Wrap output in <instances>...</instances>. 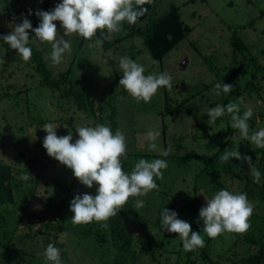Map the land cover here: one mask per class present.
Segmentation results:
<instances>
[{"label":"rangeland","instance_id":"1","mask_svg":"<svg viewBox=\"0 0 264 264\" xmlns=\"http://www.w3.org/2000/svg\"><path fill=\"white\" fill-rule=\"evenodd\" d=\"M8 1L20 7L21 16L33 19L35 27L40 23L36 11H50L58 4L56 0H50V7L43 8L45 0ZM5 3V0H0V37L9 34L15 25L20 24ZM172 3L180 6L182 18L191 26V30L159 63H154L142 38L130 33L131 26L136 24L126 21L121 23L119 32L106 38L107 43L104 41L102 46L95 44L101 37L99 31L91 40L78 34L64 36L60 22H54L58 37L71 42V52L64 54L59 65H53L50 60V44L41 43L35 34L31 39L54 74L71 68V75L75 76L78 86L87 87L94 99L107 103L101 113L104 124L110 128V115L115 109L114 119L126 137V156L131 166L134 167L141 158L167 161V168L162 170V179L155 178L158 191L152 190L146 196L135 197L134 207L138 199L144 201L143 207H135L136 213L129 215L124 222L125 229L136 237L134 246L146 250L141 254V250L136 247L126 258L128 264H179L186 259L187 252L178 234L167 232L160 224L162 208L175 211L178 219L191 225L192 231L200 230L207 244L208 236L203 232V221L191 216L183 207L191 200L196 185L204 184L201 185L199 197L205 206L206 200L211 199L217 191L226 189L232 193H246L254 208L260 206L259 209L263 210L258 195L264 182L259 169L264 149L241 138L237 129L231 134L230 115L225 114L219 117V121L217 118L209 124L207 112L221 105L225 97L227 104L242 99L241 112L249 108L253 111L248 120L250 133L264 128V0H161L159 12L167 11ZM29 9L32 14H29ZM234 31L247 44L250 56L235 55L234 46L230 45ZM122 57L143 65L145 75L167 72L172 77V88L159 89L148 103L137 102L119 85L122 78L119 61ZM237 63L246 66L252 64L247 68L251 77L241 75L242 87L233 96L222 91L217 95L215 85L220 81L219 78L231 72ZM35 65L33 55L30 61L24 62L17 50L11 49L0 39V160L40 175L41 182L34 205L40 207L43 199H55L54 208L48 216L54 222L62 219L60 215L64 212V232L60 234L53 230L59 233L56 239L59 242L56 243L53 242V236L50 237L52 242L30 239L28 236L20 239L17 236L12 243L24 249V261L20 260L15 249L9 252L0 246L3 247L0 249V264H51L41 255L49 243L60 249L62 264H101L111 261L118 246L110 237L109 230L102 227L103 222L74 225L70 220L73 216L70 211L71 200L77 194L94 196L97 185L94 184L92 188L82 185L71 169L49 157L43 147L47 135L43 126L47 123L57 127L58 136H66L71 132L74 143L78 138V126L94 127L99 124V120L89 108L82 106L81 100L64 96L63 88H54L44 94V88L40 86L41 76ZM150 129H157L160 133L155 151L148 149V142L144 139ZM212 139L214 141L210 143ZM180 140L183 141L181 144ZM225 149L238 150L242 156H250L253 166L261 173L260 182H254L245 162L232 158L218 165V156ZM164 151L168 152L167 156L162 155ZM201 169H212L216 174H205L207 178L204 181L199 177ZM213 185H218V188L215 189ZM175 200L177 203L173 204ZM62 205L64 208H61ZM31 207L35 210L33 205ZM8 208L14 212L13 205ZM6 213L7 226L4 228L10 235L15 220L10 218L12 213ZM255 222L257 224L248 230L255 229L253 231L257 237L259 229L256 227L264 220L259 217ZM35 223L32 228L28 227L27 222L22 225L24 235L40 228V223ZM42 233L46 235L47 231ZM62 234L66 236L62 238ZM9 239L0 236L2 242ZM163 241L171 242L166 244L165 253L160 255L157 248ZM36 244L38 247L35 249ZM151 245L154 247L148 253ZM257 249L249 241L242 242L241 234L224 232L213 239L208 252L212 257L220 255L223 264H231L242 262ZM194 255L200 256L201 252L195 251Z\"/></svg>","mask_w":264,"mask_h":264},{"label":"clouds","instance_id":"2","mask_svg":"<svg viewBox=\"0 0 264 264\" xmlns=\"http://www.w3.org/2000/svg\"><path fill=\"white\" fill-rule=\"evenodd\" d=\"M42 2V0H41ZM151 0H62L50 11H36L40 23L33 28L29 19L22 18V22L15 25L13 30L2 37L4 43L11 49L17 50L24 62L32 56V49L28 47L29 30L34 32L35 38L41 43L51 45L50 60L53 65H59L65 53L71 52V42L58 37L56 21L60 22L64 36L78 34L86 40H91L99 31L101 37L95 41L96 46H102L106 38L119 32L120 25L126 21L135 24L138 18L144 16L148 9L145 4ZM29 14L32 10L29 9ZM155 63V62H154ZM122 78L120 87L132 96L137 102L148 103L161 88H172V77L167 72H157L145 75L143 65L128 57L119 61ZM233 85L218 82L215 85L216 94L221 91L228 94ZM238 102H229L226 105H217L208 110L209 124L217 118L229 114L231 128L239 130L240 137L248 140L257 148L264 149V128L250 133L248 120L252 117L251 108L241 114ZM57 127L51 123L43 126L47 133L43 140V147L49 157L71 169L75 178L87 188L97 185L96 194H77L70 202V218L74 225L89 224L93 221L103 222L102 227L108 229L106 221L117 215L130 197L146 196L150 191L157 190L155 178L163 177V169L167 168L164 159H139L130 173L123 171L121 158L126 156L127 142L125 135L117 129L113 134L109 126L97 124L93 126H78V138L73 143L72 133L58 136ZM157 129H150L144 139L148 142L150 151L157 150ZM163 156L168 152L164 151ZM235 158L248 164L255 183L260 182L261 173L252 163L250 156H242L238 150L225 149L220 156L221 162ZM33 178L25 174L22 179ZM144 201L137 200L135 207H143ZM254 209L246 193H232L226 189L217 191L211 199L206 200V206L201 207L199 219L203 221V232L212 239L224 232L244 233L249 227V218ZM160 224L169 233L178 234L182 247L186 252L196 248H203L205 240L200 232H194L191 225L181 219L175 211L166 208L160 210ZM66 234H62L64 238ZM47 262L62 264L60 249L49 243L41 253Z\"/></svg>","mask_w":264,"mask_h":264},{"label":"trees","instance_id":"3","mask_svg":"<svg viewBox=\"0 0 264 264\" xmlns=\"http://www.w3.org/2000/svg\"><path fill=\"white\" fill-rule=\"evenodd\" d=\"M5 1L7 9H10L12 14L16 18H18L19 22L21 23L22 18H25V16L20 15V7L15 6L13 2H10L8 0ZM49 2L50 0H45L43 2V8L50 7ZM56 2L61 3L62 0H56ZM160 2L161 0H151L150 3L145 4L144 7L148 9L147 13L144 16L138 18L137 22L135 23L136 25H132L130 29V33L138 35L140 36V38H142L144 45L151 53V56L154 59L155 63L161 62L165 58V56H167L170 51H172L191 30V26L186 23L185 20L182 18V13L180 12L179 5L172 3L167 11L159 12L158 8ZM27 19L31 21L32 27L34 28L35 21L31 18ZM29 35L30 43L28 47L32 49V55L34 56V59L36 61L35 69L37 73H39V75L41 76L40 86L44 88V94L49 90H54V88H63L64 96L72 98L76 97L78 100H81L82 106L87 109L89 108L92 111V115L99 120V124H104L101 112L102 110H104V107L107 105V103L100 102L94 99L92 93L87 89V87L78 86L75 80V76L71 75V68L59 72L58 74H54L53 70L48 67V64L41 51L37 50L33 42L31 41L34 32L29 30ZM104 41L106 42L107 40L105 39ZM230 45H232V47L234 46V50L236 53L235 55H237L238 57L240 55L250 56V54L247 52V44L238 35L237 31L233 32V39L231 40ZM244 65L245 64L237 63V65L234 66L235 68H233L231 72L227 73L223 77L219 76L220 81L218 82L233 85L232 91L229 93V95L231 96H233L235 93H238V90H240V88L242 87L240 81L241 75L245 77L249 75L247 72V68H250L252 64L249 63L248 65L250 66L245 65L246 67H244ZM249 76L251 77V75ZM245 79L248 80V78ZM7 95L10 94L7 93ZM227 102V97H225V99H223V101L221 102V105H226ZM114 113L115 109L113 108V113L110 115V129L112 130L113 134L118 129V125L114 119ZM241 114H243V112H241ZM217 121H219V118L217 119ZM233 130L234 129L231 130V134H233ZM213 141V139L210 140V143H213ZM182 142L183 141L180 140L179 144H181ZM218 157L219 158L217 160V163L218 165H220L222 162L220 161V156ZM262 160V162L259 164V169L262 171L264 177L263 157ZM121 163L123 171L125 173H130L133 166L129 164L127 156L121 158ZM29 170L25 168H20L18 166L0 160V236H3L6 239L10 238L7 242H2L0 240V246H3L4 248L8 249L9 252L15 249L14 252H16L20 256V260L22 261H24L25 259L24 249L12 243L14 238L18 236L20 239H22L28 236V238L30 237V239L39 238V241L40 239H46V242H52L50 237L53 236L55 238L53 242L56 243L59 242L56 240L59 236V233H54L53 230L60 232V234L64 232V230L62 229L64 212H62L60 215L63 220L59 219L53 222L49 219L48 216L50 210L54 208V203L56 202L55 199H43L42 206L40 207H36L34 205L37 195V189L40 185L41 180L40 175L38 173L36 174L35 172ZM199 172H201L199 174V177H201V180L204 181H206L207 178L205 174H216V172L212 169H209L208 171L207 169H201L199 170ZM25 174H29L33 178L23 180L22 177ZM201 185H196L194 187V193L191 200L183 206L186 212H188L191 216L197 218H199V211L201 207L205 206L202 202V199L199 197V191L202 188ZM213 187L216 189L218 188V185H213ZM258 198L263 205V210L261 211L259 209L260 206L255 207L253 209L252 216L249 218L248 221L252 228L254 227L253 224H257L255 222L256 219L261 217L264 220V182L261 185ZM134 202L135 197H130L128 199V202L121 209V211H119L117 215L109 218V220L107 221L109 225L108 230L110 233V237L116 242L118 246V251L111 261H105L101 264H128L126 258L135 250L136 247L139 248V251L141 250V254L145 253L146 250L142 249L143 247L141 248L139 246H134L136 237L134 236L133 232L127 231L124 227V222L126 218L129 215L136 213ZM174 202L177 203L176 200L173 201V204ZM9 205L14 206V212L11 211V208H8ZM31 205L34 206L35 210L32 209ZM61 208H64V205H62ZM6 211L12 213L10 215V218L15 220V227L13 228L12 233L10 235L6 233L4 228L5 226H7L6 222L8 218L6 216ZM25 219H27L28 221H24ZM26 222L28 227L30 228L36 225L35 222H39L40 228L34 231H29L27 235H24L25 230H21V228H23L22 225ZM256 228L259 229V235L257 237L256 233L253 231L255 229L247 230L244 233L236 234H241L242 242L249 241L251 244L257 246V251L250 254V256H248L247 258L243 257V259H245L242 260V262H233L231 264H264V223L262 222L261 225L257 226ZM44 231H47L46 235L42 233ZM199 232L201 233L200 230ZM146 236L148 238V233L146 234ZM100 238L102 239L101 236ZM212 241V238L207 237V244L203 248H196L193 251L187 252L186 259L183 262H179V264H223L222 257H220V255L219 257H212L211 254L208 252L209 246L211 245ZM170 242L171 241H163L162 245L158 246L160 248H157V251H159L160 255H163L165 253V246ZM54 246L56 245L54 244ZM3 247H0V249ZM36 247H38L37 244L34 248L36 249ZM153 247L154 246L152 245L148 247V249L150 250L148 251V253L151 252ZM198 250L201 252V255L195 256L194 252H197ZM169 252L171 253V251Z\"/></svg>","mask_w":264,"mask_h":264}]
</instances>
